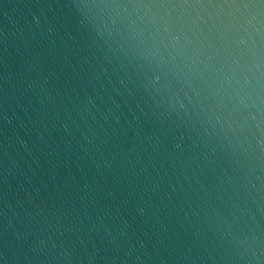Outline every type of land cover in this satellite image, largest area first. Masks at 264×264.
<instances>
[{"label": "water", "instance_id": "obj_1", "mask_svg": "<svg viewBox=\"0 0 264 264\" xmlns=\"http://www.w3.org/2000/svg\"><path fill=\"white\" fill-rule=\"evenodd\" d=\"M0 264H264V0H0Z\"/></svg>", "mask_w": 264, "mask_h": 264}]
</instances>
